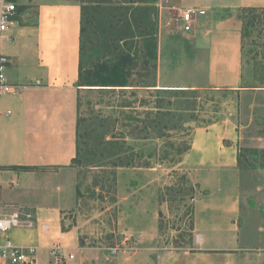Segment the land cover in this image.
Here are the masks:
<instances>
[{
	"label": "crops",
	"instance_id": "1",
	"mask_svg": "<svg viewBox=\"0 0 264 264\" xmlns=\"http://www.w3.org/2000/svg\"><path fill=\"white\" fill-rule=\"evenodd\" d=\"M13 1L27 10L19 13L18 22L9 31L12 39L8 42H14L15 47L6 49L1 45V52L10 59L8 79L18 90L0 99V218L29 211L34 214L36 225L0 234V243L10 239L19 247L35 248L41 252L42 259L46 252L49 255L46 264H50V250L57 244L67 254L73 251L88 254L86 248L80 247L73 229L63 232L61 219L78 202L77 171L72 166L76 157L78 97L81 92L101 89L78 85L80 3L76 0ZM189 8L206 11L191 32L179 26H163L165 15L171 22L179 10ZM245 8H264V0H170L161 12L157 88L154 89H242L241 12ZM31 9L36 12L34 22L27 18ZM180 45L183 50L176 51ZM172 77L175 80H170ZM237 142L236 128L227 120L194 129L190 150L178 165L196 169L194 179L201 190L193 205V248L179 255L173 264H239L240 249L227 246L222 240L226 237L231 241L230 234L238 232V222L230 227L227 216L231 217V223L233 219L238 220L240 192L229 199H215L212 193L215 189L222 190L223 183L239 179ZM201 171L205 174L200 175ZM221 174L228 176L223 178ZM53 189L56 194L72 193L76 203L52 207ZM213 212L225 213L226 220ZM44 225L49 226L47 231L42 230ZM234 239L238 240V233ZM209 240L213 244L208 245ZM75 259L76 255L73 260L67 259L66 264H72ZM102 262L91 260L92 264Z\"/></svg>",
	"mask_w": 264,
	"mask_h": 264
},
{
	"label": "rangeland",
	"instance_id": "2",
	"mask_svg": "<svg viewBox=\"0 0 264 264\" xmlns=\"http://www.w3.org/2000/svg\"><path fill=\"white\" fill-rule=\"evenodd\" d=\"M17 5L20 13L26 12L27 8ZM164 8L165 5L158 6V36ZM252 16L257 20L249 24ZM27 18L35 21L34 9ZM197 18L200 24V16ZM244 18L248 24L242 89L170 92L152 87L138 89L134 96L130 89L121 93L119 88L111 91L113 88L101 86L97 88L102 90L82 93L80 114L102 120L100 133L107 140L112 136L125 137L136 162L134 167L114 170L116 182L113 170L101 172L74 166L80 196L76 207L62 216L61 226L63 232L72 229L76 232L80 247L86 248L88 254L73 251L76 259L72 264H92L91 260L99 259L103 264H173L179 255L190 251L194 241V199L201 190L194 179L196 169L178 165L191 145L195 128L226 120L238 133L240 176L212 193L215 199H229L240 192L241 209L238 220L231 223V217L227 216L230 227L238 222V240L234 239L237 233H231L232 240L225 237L222 242L240 249L239 264H264V11L254 15L244 11ZM162 20L163 26L177 27L176 15L171 22L166 15ZM2 46L10 49L15 44L4 41ZM182 50L181 45L176 47V51ZM130 103L132 108L120 107ZM157 106L169 111L167 121L151 131L148 139H132V131L135 136L142 135L148 113L156 112ZM115 124L117 130L112 131ZM153 169L157 172H152ZM204 174L201 171L200 175ZM98 183L103 189L97 187ZM54 191L52 207L76 203L72 193ZM212 214L226 220L225 213ZM213 242L209 240L208 245ZM43 253L44 259L41 252H36L37 264L49 261L48 253ZM50 264H54L52 258Z\"/></svg>",
	"mask_w": 264,
	"mask_h": 264
},
{
	"label": "trees",
	"instance_id": "3",
	"mask_svg": "<svg viewBox=\"0 0 264 264\" xmlns=\"http://www.w3.org/2000/svg\"><path fill=\"white\" fill-rule=\"evenodd\" d=\"M79 3L81 6L79 87L103 86L113 88L111 91L119 88L121 93H126L130 89L134 96L138 89L156 87L158 0H80ZM259 10L264 11V8H245L241 12L243 56L248 24L244 18V11L254 15ZM256 20L257 17L252 16L249 24H254ZM82 93L78 97L76 157L72 161V166H87L100 169L101 172L113 170L111 174L114 176L113 182H116L114 170L134 167L136 157L130 152V142L125 137L118 139L112 136L107 140L100 133L102 120L98 121L94 117H84L80 114ZM120 107L132 108V105L130 103ZM167 115L169 111L165 112L157 106L156 112L148 113V121L142 128V135L135 136V131H132L131 138L148 139L151 131L167 121ZM113 130H117V124L113 125ZM190 147L186 149L185 154ZM239 159L238 156V167L241 164ZM97 187L103 189V185L99 183ZM77 196H80L79 190Z\"/></svg>",
	"mask_w": 264,
	"mask_h": 264
},
{
	"label": "built area",
	"instance_id": "4",
	"mask_svg": "<svg viewBox=\"0 0 264 264\" xmlns=\"http://www.w3.org/2000/svg\"><path fill=\"white\" fill-rule=\"evenodd\" d=\"M170 0H159V7L167 5ZM203 9L189 8L181 9L177 12V27H181L185 32H191L198 16H204ZM19 9L16 2L12 0H0V99L17 93L18 87L11 84L8 75V65L10 59L1 52L3 41H11L9 31L18 22ZM1 114V113H0ZM10 112H7L9 115ZM36 225L35 216L29 211H17L16 213L0 218V234L6 235L14 229L34 228ZM48 225L42 226L43 231H47ZM50 256L54 264H61L67 259L73 260V254H67L65 248L57 244L50 250ZM0 264H37L36 249L24 248L15 245L10 239L5 243H0Z\"/></svg>",
	"mask_w": 264,
	"mask_h": 264
}]
</instances>
